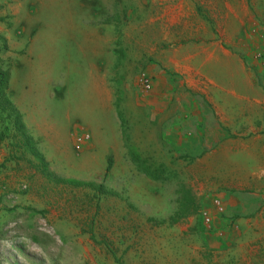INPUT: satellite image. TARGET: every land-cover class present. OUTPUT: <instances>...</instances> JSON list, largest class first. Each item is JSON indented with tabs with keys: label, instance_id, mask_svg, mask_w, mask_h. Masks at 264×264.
<instances>
[{
	"label": "rangeland",
	"instance_id": "1",
	"mask_svg": "<svg viewBox=\"0 0 264 264\" xmlns=\"http://www.w3.org/2000/svg\"><path fill=\"white\" fill-rule=\"evenodd\" d=\"M19 1L20 17L0 10L10 33L24 28L21 40L0 42V94L8 99L10 76L16 100L43 128L51 122L59 139H33L25 128L16 134L1 100L0 131L11 129L0 141V264H264V183L257 182L264 180L257 138L264 136V36L255 33L244 55L261 91L240 124L226 116L229 98L219 93L215 114L210 86L193 72L170 75L171 90L153 91L158 73L149 67L163 45L147 36L151 0ZM189 1L154 6L165 11L156 23L170 48L174 39L198 38L207 19L219 36L229 34V12ZM248 4L251 23L263 28L264 0ZM89 63L105 71L113 109L87 78ZM151 100L167 108L164 117L158 109L160 125L139 107ZM231 154L239 161L229 162ZM181 187L200 211L171 224Z\"/></svg>",
	"mask_w": 264,
	"mask_h": 264
},
{
	"label": "crops",
	"instance_id": "2",
	"mask_svg": "<svg viewBox=\"0 0 264 264\" xmlns=\"http://www.w3.org/2000/svg\"><path fill=\"white\" fill-rule=\"evenodd\" d=\"M14 2L11 5V2ZM0 0V10L4 15H8L13 13L16 16L20 12L23 13V2L19 0ZM12 2V3H13ZM148 2V0H146ZM166 2V0H151V7L149 6V11L151 12V16L149 21L147 22V26L149 27L147 36L151 38V42L153 41L154 45H163L161 48L156 51V64L149 67L152 71H155L156 77L153 82V91H161L166 87L167 90H171L167 86V77L170 75L175 76H183L186 77L188 73L193 72L191 74L196 76L197 81L200 79H204L206 85L208 84L211 91V97L216 101L213 103V107L215 109V114L218 115L217 109H222L223 107L218 104L216 95L217 93L225 95V99L229 98V113H226V116L229 118H234L239 120L238 123H243L244 110L248 109L247 104H249L250 97L252 94H257L261 91L260 87L255 84L252 76L250 68L247 66L246 60L249 58L244 55H250L249 52V44L251 37L255 36V33L258 35H263V28H260L251 21L253 20V14H249L251 12L248 0H207V4L211 6L207 11L209 12H229V34L226 32L225 34L221 32V36H219L218 27L212 26L210 23L211 19H207V26L197 27L196 30H201L203 33L199 35V37H192L193 41H184V43L179 42L174 39L173 44L174 48H170L168 45V41L166 40L167 34H164L161 29H163L162 24L156 23L157 20L164 17L165 11L163 9L154 8L156 4L160 5ZM191 4L195 2L189 1ZM203 2H201L202 5ZM221 7L219 10L217 7ZM147 9V10H148ZM148 12V11H147ZM160 15L159 17H154V14ZM17 16V17H18ZM16 17V18H17ZM0 19V42L11 44L14 36L16 35L19 40L23 37L22 30L24 28H20V30H16L14 34L8 31V28H4V23ZM213 30L216 32H213ZM193 29L190 27L188 32L189 35H194L192 32ZM263 31V32H260ZM17 33V34H16ZM161 33V34H159ZM179 33V32H178ZM177 32L175 34H171V36L176 37L178 35ZM187 32L183 33L185 35ZM257 37V36H256ZM155 38L156 39L154 41ZM252 42V41H251ZM187 45V46H186ZM154 52V49H152ZM245 53V54H243ZM93 63V62H92ZM90 65L88 64L86 71V75L88 79H93L91 82L94 88L99 93V99L103 102V104L108 105L113 109V102H111V92L112 90L108 87L105 71H100L99 69L92 68L90 69ZM96 66V65H92ZM169 74V75H168ZM90 81V80H88ZM183 81H186L185 79ZM188 82V81H187ZM203 83V82H202ZM189 84H197L196 81L191 80ZM207 85V86H208ZM12 78L9 76L8 84H7V98L11 101L20 115V120L28 135L33 139L35 137L47 140L48 136H56L57 140L59 139L58 130L55 129V126L48 122L44 128L41 126V123H45L44 120L40 119V124L35 118V115L32 111L28 112L26 105L20 104L19 101L16 100V96L14 95V89ZM264 99V97H262ZM223 99V96H221ZM245 103L246 106L243 105ZM145 106L142 109L145 110V118L146 121L152 123V125H160L159 123V111L161 108L162 117H164V109H167L163 104L153 103L152 100L145 102ZM26 106V107H25ZM156 109V110H155ZM222 114H225L222 112ZM158 118V119H157ZM67 121L69 120V116L67 115ZM229 123H233V121L229 120ZM161 124H164L162 119ZM148 126V125H147ZM88 132L87 127L84 129ZM89 134V132H88ZM166 134V133H165ZM91 136V134H89ZM65 136H68L74 140V132L69 131V128L65 130ZM148 136V134H147ZM259 150H260V159L262 157L261 162L264 163V136L263 138H259ZM89 137L85 142L86 148L89 147ZM231 151V149H229ZM239 161L234 158L231 154L229 156V162ZM261 172L264 174V165L261 167ZM262 178V177H261ZM260 177L257 182L264 183V180L261 181ZM264 179V177H263Z\"/></svg>",
	"mask_w": 264,
	"mask_h": 264
},
{
	"label": "trees",
	"instance_id": "3",
	"mask_svg": "<svg viewBox=\"0 0 264 264\" xmlns=\"http://www.w3.org/2000/svg\"><path fill=\"white\" fill-rule=\"evenodd\" d=\"M5 76L2 75L1 83L4 82V80L6 78ZM1 100L5 101V103H8L7 106L10 109L11 114H14L13 128L16 130H19V131H20V129L24 130L23 129L24 126L21 123L19 115L14 113L15 108L13 106H11L10 101L8 99L4 98V93L0 94V104H3V102L1 103ZM5 107L6 106L4 104L1 106V112H4L6 110ZM10 129H11V127L8 124H4V126L2 128L3 132L0 131V141H2L5 138V136H6L5 132L6 131L8 132ZM19 131L16 132V134H19L20 136L24 134L22 131H20L21 133ZM13 136H15V135H13ZM23 143L28 144L27 141L23 142ZM21 144H22L21 140H17L14 143L13 147L14 148L21 147ZM110 163H111V161L109 160V165L107 166V170L110 167ZM69 183L79 185V186L83 185V183H81L79 181H74V180H70ZM178 192L180 194V198L178 200V207L175 210V212L172 214V216L169 217V222L171 224H176L181 219H184L185 217L190 216V215H196L200 211V207H199V204L197 202V199L191 193V191L189 189H187L185 187H181V189Z\"/></svg>",
	"mask_w": 264,
	"mask_h": 264
},
{
	"label": "built area",
	"instance_id": "4",
	"mask_svg": "<svg viewBox=\"0 0 264 264\" xmlns=\"http://www.w3.org/2000/svg\"><path fill=\"white\" fill-rule=\"evenodd\" d=\"M144 89H148L150 84H148L147 80L142 82Z\"/></svg>",
	"mask_w": 264,
	"mask_h": 264
}]
</instances>
